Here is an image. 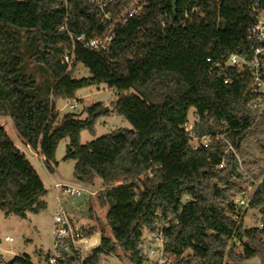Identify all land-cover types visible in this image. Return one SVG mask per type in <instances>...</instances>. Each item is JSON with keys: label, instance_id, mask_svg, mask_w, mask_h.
Listing matches in <instances>:
<instances>
[{"label": "trees", "instance_id": "16d2710c", "mask_svg": "<svg viewBox=\"0 0 264 264\" xmlns=\"http://www.w3.org/2000/svg\"><path fill=\"white\" fill-rule=\"evenodd\" d=\"M102 1L108 20L91 0H0V115L11 118L49 171L66 138L64 159L75 160L78 180H101L97 200L107 206L111 236L82 260L72 247L69 254L61 250L56 264H100L118 248L142 264L148 256L143 234L154 233L162 221L172 264L254 257L264 264V170L252 154L264 156V112L257 117L246 103L248 75L230 67L218 74L206 61L246 52L247 30L261 8L252 0H179L173 14L172 0ZM130 7L138 14L122 22ZM64 23L75 37L111 35L109 49L94 53L73 42L58 29ZM66 53L73 54L70 68L62 62ZM77 65L88 77L74 76ZM99 84L116 92L111 111L130 126L81 144L80 132H93V114L102 105L88 107L81 119L60 116L55 102ZM190 109L198 119L194 134L210 139L206 148H193L183 131ZM227 143L232 150L226 153ZM251 180L258 184L247 212L258 213L262 228L232 218L231 197ZM0 191L6 216L26 218L45 209L41 178L2 126ZM88 217L97 219L91 209ZM0 264L32 263L24 254L8 261L0 256Z\"/></svg>", "mask_w": 264, "mask_h": 264}, {"label": "rangeland", "instance_id": "374dc122", "mask_svg": "<svg viewBox=\"0 0 264 264\" xmlns=\"http://www.w3.org/2000/svg\"><path fill=\"white\" fill-rule=\"evenodd\" d=\"M74 76L76 78L88 77V71L82 66L77 65L74 69ZM116 98V92L107 87V85H91L78 90L73 100H57L55 102V107L56 110L59 111L60 116L66 113H72L79 114L81 119L87 116L86 109L94 104H101L102 107H109L110 111L98 116L92 133L87 130H82L80 132L79 141L81 144H86L117 128H129V123L123 117L111 111L112 103ZM71 103L76 104L74 109L69 108V104ZM188 117H196L192 109L189 110ZM0 126L3 127L5 133L16 147L22 151L26 150L9 116L0 115ZM67 143L68 140L66 138L58 143L54 156L55 162L52 163V171H49L44 166L40 158H34L30 156V154L26 155L27 158L30 159L35 171L43 181L45 189L47 190L46 195L43 197L45 209L37 214L27 213L26 218H20L13 214L6 216L4 212L0 210V253L2 254L0 256L2 260L8 261L15 256L26 254L29 256L32 264H46L44 260L51 252V224L55 198L54 183L72 185L83 190L82 197L77 199L68 198L59 194V202L66 208L68 213L72 214L71 208H78L79 213L84 214V212L82 213L84 208L88 209L87 207L90 205L95 207L91 210L97 219H91V221L86 224L87 228L90 229L89 236L91 241L87 246L89 250L82 248V253H77L76 257L78 260L85 258L90 251L99 244L102 237L111 236L110 228L105 222L107 206L100 205L97 200L98 194L102 189L101 180L95 177L89 184L75 177V160L64 159ZM252 154L260 159V169L262 168L264 170V156L255 150H252ZM259 217L258 213L248 211L242 225L246 227L257 226ZM255 218L257 221L254 220ZM76 220L79 224H84L85 216H78ZM150 236L151 235L146 232L143 234L144 253L148 252L149 243H151ZM5 237H10L12 240L5 241ZM93 238L96 239L95 243H92ZM91 244L93 246H91ZM239 250L240 248L238 247L236 251ZM167 257L172 259L170 256ZM157 259V253H148L147 258L143 260L142 264H157ZM99 262L100 264H134L129 257V253L124 252L120 248L117 249L114 255L101 256ZM223 264H260V260L254 257L243 263H233L225 259Z\"/></svg>", "mask_w": 264, "mask_h": 264}, {"label": "built area", "instance_id": "2783aa9c", "mask_svg": "<svg viewBox=\"0 0 264 264\" xmlns=\"http://www.w3.org/2000/svg\"><path fill=\"white\" fill-rule=\"evenodd\" d=\"M64 2L66 0H63ZM96 2L99 12L103 15L105 20L109 19V13L105 10V2L102 0H91ZM217 1V0H215ZM258 4L256 0H252ZM259 5V4H258ZM260 7V6H259ZM254 10V9H253ZM262 11V10H261ZM138 14V9L130 7L123 15L120 20L126 22L128 18ZM60 31H66L69 38L83 47L94 53L106 52L112 41L111 35H103L99 37H92L86 39L84 36L75 37L68 32L65 23L59 26ZM247 39L249 41L246 52L242 54H229L219 59L211 61L209 58L207 62H211L213 69L220 74L226 68H236L244 72L251 79V88L246 95V103L252 112L257 114L259 117L264 112V13H258L255 16V23L247 30ZM73 61V54L66 53L63 55L62 62L70 68ZM224 83H228V79L223 80ZM76 104H69L70 109H74ZM197 117H187V120L183 124L182 128L184 133L189 136L190 145L193 148L202 146L208 147L210 139L208 136L197 137L193 132V127L197 122ZM219 138L224 139L223 135ZM226 142V141H225ZM228 144V143H227ZM232 150L228 144V150ZM237 157V155H235ZM238 158V157H237ZM224 160L218 166L219 168L224 167ZM258 182L251 180L244 188L234 193L231 197V206L233 209L232 218L239 224L243 223L252 200L255 188ZM55 198L54 207L52 213V224H51V252L50 255L44 260L46 264H56L57 260L61 258V250L67 254L71 253V247L78 253H82V248L85 250L89 244L90 236L83 234L82 224H79L72 216H70L64 206L59 202V194H62L68 198L77 199L82 197L83 190L72 185H64L54 183ZM188 200V197H185ZM257 221V219H254ZM257 227L262 228V221H257ZM167 222L162 221L156 225L154 233L150 234V241L148 247V253L158 254L157 264H172V259H169L167 254L164 252V245L166 239L163 235V228L167 227ZM5 241H11L12 238L5 237ZM93 246V245H91ZM83 250V251H85Z\"/></svg>", "mask_w": 264, "mask_h": 264}, {"label": "crops", "instance_id": "0c3cea01", "mask_svg": "<svg viewBox=\"0 0 264 264\" xmlns=\"http://www.w3.org/2000/svg\"><path fill=\"white\" fill-rule=\"evenodd\" d=\"M23 145H24V147H25V151H22V150H20L18 147H16L15 146V144H14V146L16 147V148H18L25 156L27 155V154H30V156H32V157H34V158H40V160L43 162V157L39 154V152L38 151H33V150H31L27 145H25L24 143H23ZM27 157V156H26ZM28 160H29V162L31 163V161H30V159L29 158H27ZM31 165H32V163H31ZM33 166V165H32ZM34 168V167H33ZM43 182V181H42ZM47 191V190H46ZM92 207V208H91ZM65 208V207H64ZM88 209H86V208H84L83 210H82V213L84 212V214H80L79 213V210H78V208H71L72 209V214H70V213H68L67 211V213L70 215V216H72L73 218H74V220H76L77 219V217L78 216H81V215H83V216H85V223L83 224L82 223V225H86L88 222H90L91 221V219L88 217V212H86V211H88L89 209H94L95 207H93V206H88L87 207ZM65 210H66V208H65ZM77 221V220H76ZM78 222V221H77Z\"/></svg>", "mask_w": 264, "mask_h": 264}, {"label": "water", "instance_id": "95a60500", "mask_svg": "<svg viewBox=\"0 0 264 264\" xmlns=\"http://www.w3.org/2000/svg\"><path fill=\"white\" fill-rule=\"evenodd\" d=\"M178 1L179 0H172L171 1V8H172V13L173 14H175V12H176V7H177ZM256 1L258 2L259 6H260V8L262 10V12L264 13V0H256ZM108 111H109V107H101V108H98L94 112L93 116L103 115V114H106ZM130 131H132V130L130 129ZM1 201H2V193L0 191V202ZM0 255H2V254L0 253Z\"/></svg>", "mask_w": 264, "mask_h": 264}, {"label": "bare ground", "instance_id": "6f19581e", "mask_svg": "<svg viewBox=\"0 0 264 264\" xmlns=\"http://www.w3.org/2000/svg\"><path fill=\"white\" fill-rule=\"evenodd\" d=\"M95 242H96V239H95V238H93V239H92V243H95ZM91 245H92V244H91Z\"/></svg>", "mask_w": 264, "mask_h": 264}]
</instances>
